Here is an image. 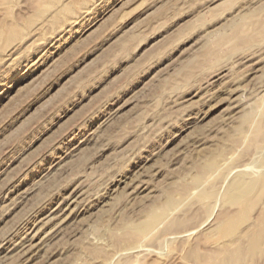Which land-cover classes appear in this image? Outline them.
<instances>
[{
	"label": "rangeland",
	"instance_id": "1",
	"mask_svg": "<svg viewBox=\"0 0 264 264\" xmlns=\"http://www.w3.org/2000/svg\"><path fill=\"white\" fill-rule=\"evenodd\" d=\"M263 103L264 0H0V264H264Z\"/></svg>",
	"mask_w": 264,
	"mask_h": 264
},
{
	"label": "bare ground",
	"instance_id": "2",
	"mask_svg": "<svg viewBox=\"0 0 264 264\" xmlns=\"http://www.w3.org/2000/svg\"><path fill=\"white\" fill-rule=\"evenodd\" d=\"M3 2V1H2ZM1 2V3H2ZM220 80V79H219ZM260 83V82H259ZM262 88V87H261ZM261 96V95H260ZM264 104V103H263ZM262 106V105H261ZM252 123V125H253V127H255V129H254V132H255V134H256V139H257V142H258V144H259V146L261 147V148H263V146H264V117L262 116V117H257L256 118V120L255 121H253V122H251ZM251 123H250V126H251ZM253 129V128H252ZM249 130V129H248ZM253 137V136H252ZM254 144V143H253ZM62 146V145H61ZM258 151V150H257ZM264 151V150H263ZM253 152H255V151H253ZM258 153V152H257ZM262 153V152H261ZM264 153V152H263ZM260 154V153H259ZM258 154V155H259ZM257 155V154H256ZM262 155V154H261ZM249 158V157H248ZM259 170V169H258ZM260 172H258L259 173V175H258V177H264V167L261 169V170H259ZM245 173V172H244ZM245 177H246V175H244ZM250 176H251V173H250ZM250 178V177H249ZM243 179H244V177H243ZM246 180H248V179H246ZM244 181V182H242L241 181V178L239 179H235V181H233L232 182V184H231V186L229 187V190H228V192L226 193V197H225V201L227 202V201H232V200H234V199H241V201L243 200V201H246L247 203L246 204H249L248 202L250 201H255V200H250L251 198H252V195L253 194H255V192L256 191H258L259 189H261V188H264V180H251V181ZM244 189V191H243V194H241V195H238L239 197H236L235 196V194L237 193V191L239 190V189ZM260 192V191H259ZM238 194H240V193H238ZM203 197V196H202ZM208 197V196H207ZM205 198H206V196H205ZM207 199V198H206ZM211 198H210V196H209V200H210ZM203 200H204V198H203ZM208 200V199H207ZM249 200V201H248ZM224 201V202H225ZM223 202V203H224ZM226 202L224 203L225 205H226ZM208 203V202H207ZM260 203L262 204V210H261V212L259 213V215H258V217L256 216L255 217V219L254 218H251L250 216L248 217V215H247V213H245L244 214V217H243V219L247 222V221H249V224H248V226H247V228H246V230L245 229H242V230H244L243 232H241V229H240V231L238 232V235H237V237H236V239H235V241L236 242H238V244H239V246H241V245H243V243H245V242H253V241H255V240H264V199L263 200H261L260 201ZM245 204V203H244ZM251 204V203H250ZM257 204H258V202H257ZM257 204H255V205H257ZM255 205H253L254 207H255ZM260 205V204H259ZM225 207V206H224ZM238 209V208H237ZM239 209H240V207H239ZM243 209H244V207H243ZM226 210H228L227 208H226ZM245 210V209H244ZM245 212V211H244ZM254 212V211H253ZM258 212V211H257ZM223 213H224V210H223ZM227 213V212H226ZM241 213V212H240ZM221 214V213H220ZM235 214V215H234ZM232 216H230L231 214H229V216H226V217H222L223 218V221H221V222H219L218 221V225H221V224H223V222H225V221H228L229 223L230 222H233L234 223V225H235V222H237L238 221V213H234ZM256 214V213H255ZM255 214H254V216H255ZM242 218V217H241ZM217 220V219H216ZM221 220V219H220ZM161 221V220H160ZM239 222H240V220H239ZM232 223V224H233ZM215 224V223H214ZM216 224H217V222H216ZM213 226V225H212ZM236 226V225H235ZM227 228V227H226ZM221 230V229H220ZM223 230V229H222ZM221 230V231H222ZM229 231V230H228ZM241 232V233H240ZM225 233V232H224ZM217 235V234H216ZM223 237H224V235H222ZM217 237H219V236H217ZM233 237H234V235H233ZM224 239H226V238H224ZM219 240V239H218ZM220 240H221V238H220ZM230 240V239H229ZM225 241V240H224ZM231 241V240H230ZM215 242V241H214ZM219 242V241H218ZM222 242V241H221ZM227 242V241H226ZM232 242V241H231ZM259 243V242H258ZM229 244H230V242H229ZM229 244H224L225 246L226 245H229ZM20 245V244H19ZM30 245H31V243H30ZM219 245V244H218ZM220 245H223V244H220ZM21 246H23V245H21ZM43 246V245H42ZM217 246V245H216ZM234 246V245H233ZM245 246V244L243 245V247ZM252 247V246H251ZM220 248V247H219ZM226 248H227V246H226ZM239 248V247H238ZM262 248V247H261ZM30 249V248H29ZM232 249V248H231ZM245 250V249H244ZM216 251V250H215ZM221 251V250H220ZM230 251V250H229ZM228 251V252H229ZM249 251H251L250 249H249ZM34 252V251H33ZM139 252V251H138ZM262 252V251H261ZM216 253V252H215ZM260 253V252H259ZM190 255V254H189ZM220 255V254H219ZM224 255H226V254H224ZM220 258H222V257H220ZM218 261V260H217ZM213 262V261H212ZM211 262V263H212ZM240 263V262H239ZM246 263H248V262H246ZM209 264V263H208ZM221 264V263H220Z\"/></svg>",
	"mask_w": 264,
	"mask_h": 264
}]
</instances>
